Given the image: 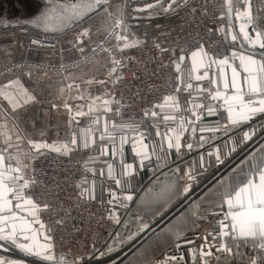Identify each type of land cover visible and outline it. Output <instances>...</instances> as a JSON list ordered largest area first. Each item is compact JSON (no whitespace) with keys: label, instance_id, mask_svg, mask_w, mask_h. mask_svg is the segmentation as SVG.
Segmentation results:
<instances>
[{"label":"crops","instance_id":"obj_1","mask_svg":"<svg viewBox=\"0 0 264 264\" xmlns=\"http://www.w3.org/2000/svg\"><path fill=\"white\" fill-rule=\"evenodd\" d=\"M257 4V0H251L249 9L248 0L225 2L226 8L231 13L226 26L225 42L233 41L228 35V28L231 26L234 40L251 47L245 40V29L242 31L243 21L240 15L250 12L254 18H259L255 24L250 25L256 39L261 31H264V15L256 9ZM238 9L241 10L240 14L237 12ZM250 49L255 51V55H252L253 51H238L233 61H229L227 65L228 79H231L234 73L237 87L241 83V78L247 73H256L259 61L264 58L261 56L264 48L260 46L259 41L255 49L252 47ZM185 55L178 72V94L166 99L158 108L157 113H149L144 119L120 118L109 107V74L107 72L109 53L107 48L99 49L74 70L73 79H70L72 81L69 85L77 86L78 92L70 94V98H62L63 95L60 94L25 91L20 96L22 100L13 98L8 101L7 110L0 111V147L6 145V151L0 153V235L7 237L0 242L5 243L13 252L0 249V257L9 261L15 260L17 264H55L51 254V245L38 220L37 209L33 202L22 195V189L28 176V159L33 152L41 149L65 152L71 147L89 148L90 155L86 166L88 171L98 176L99 179L96 182L87 181L84 194L87 197L103 199L108 204V193L114 190L116 185L113 183L115 171H110L114 161L110 156L105 155L106 148L113 145L119 146L122 138L130 141L133 136L138 137L141 133L147 136L150 144L154 143L157 148H160L166 143L170 134L179 133L175 136V144L179 145L181 137L183 138L185 145L181 148L183 153L191 134L195 132L202 138L200 127L203 125L198 127L187 109L191 108L194 112L200 104L209 102L208 90L213 88L215 81L224 78L223 61L226 59H212L202 50L188 51L186 49ZM82 57L84 56L80 58ZM210 65L214 68L213 72L209 71ZM250 79L253 87L250 88L246 84L242 92L238 94L240 97L238 102L242 103L243 107L240 112L236 113L237 117L251 108L264 107L261 103L264 101V76L259 82L255 75H252ZM201 85L205 88L203 92L198 91ZM24 89H26L25 85ZM231 98L233 97L230 96ZM200 111L204 112V109ZM228 115L221 110L218 115L205 114L204 120L220 122L227 120ZM251 129H255V134L246 146L241 144L240 150L231 155L218 171L216 167H213L210 172L205 173L188 200L177 204L158 225L153 224L137 239L123 245V249L132 244L137 246L135 255L133 254L130 259L124 261L125 263L131 264L130 262L134 260L135 264H151L150 262L161 264L166 256H180L184 264L187 261L191 262L190 249L199 247L204 233H211L213 228L217 227L212 215L201 219V209L194 205L198 203L201 193L215 181L216 177L227 174L231 168L248 160L252 153H256L261 145H264V114H257L232 132V135L239 139L243 132ZM184 132L188 134L184 135ZM204 135H208V132L205 131ZM224 139L230 141L228 136ZM126 153L128 160L131 161L130 146H126ZM199 155L197 152L195 155L181 158L173 151L168 157V163L171 167L184 169L191 161L199 163ZM105 162L108 164L107 168ZM153 167L141 169L135 177L136 193L140 196L144 195V192L155 183ZM248 170H250V162L245 165V171ZM253 199H264V195L254 191ZM110 207L108 204L109 211ZM224 207L226 210L227 206ZM130 208L133 210H120L119 215L125 218L130 214L135 215V205L130 204ZM112 215L115 217V213ZM237 215L241 217L242 226L246 227L259 221L264 227V209L252 207L251 201H249V207ZM217 218H222V214ZM192 222H195L196 226L185 236L186 241H193L192 244L174 240L173 232L167 230L173 225L179 228L181 223L190 227ZM126 234L127 230L123 224H120L115 233V240L118 244L119 241L125 239ZM240 235L246 236L247 232L242 231ZM13 240L15 244L12 243ZM37 240L40 242L39 245L36 244ZM237 242L246 243L243 239ZM177 243L181 245L179 248L176 247ZM212 243L214 244V241ZM17 245H33L34 251L39 255H24L18 250ZM117 257L109 256L108 259H117Z\"/></svg>","mask_w":264,"mask_h":264},{"label":"snow or ice","instance_id":"obj_2","mask_svg":"<svg viewBox=\"0 0 264 264\" xmlns=\"http://www.w3.org/2000/svg\"><path fill=\"white\" fill-rule=\"evenodd\" d=\"M261 3L264 6V0H261ZM250 5L251 0H248L249 9ZM47 11L46 9L36 16L34 21L44 23L45 30L50 29L48 22L52 19L46 14ZM240 11L237 10L238 14H240ZM240 19L248 25H253L259 18H254L249 12L240 15ZM243 30L244 26L242 25ZM262 38H264V31H261L260 35L256 37V41H259L260 46L264 48V39ZM245 40L255 49L256 41L247 32H245ZM252 55H255V53L253 52ZM235 56L236 54L233 53L232 58L234 59ZM261 56L264 57V53H261ZM228 63V60L223 61L225 67L224 78L215 81L213 88L208 90L209 102L200 104L194 112L191 108L187 109L191 114V119L196 121L197 126L203 125V127H200L202 138L193 140L186 145L189 151L195 148V151L200 154L199 163L191 161L184 169L169 165L168 157L171 152L174 151L178 157L182 158L183 156L181 152V148L185 147L183 138L181 137L179 145L175 144V136L179 133L170 134L166 143L160 148H157L154 143L150 144L147 136L141 133L138 137L133 136L130 141L122 138L119 146L113 145L104 150L105 155L110 156L114 161L110 171H115L113 183L116 187L108 193V204L111 206L110 215L115 213L114 223L116 225L123 224L127 230L125 239L119 241L118 247H110L108 249L109 254L113 251L118 252L125 243L134 241L143 231L163 220L177 204H182L185 200H188L205 173L210 172L213 167H216L218 171L219 167H222L231 155L240 150V145L246 146V143L255 134V129H251L248 132H243L237 139L232 135V132L242 127L257 114H264V107H261L259 109L251 108L239 117L236 116V113L240 112L243 107V104L238 102L240 99L238 94L242 92L246 84L250 88L253 87L250 79L252 75L256 76L257 82L264 76V58L259 61L256 73H247L241 78L239 87L235 84L234 73L232 78L228 79ZM8 87H12V85L9 84ZM198 91H205L204 86L201 85ZM230 96L233 98L230 99ZM261 103L264 104V101H261ZM200 109H204V112H201ZM221 110L229 114L226 126L230 127V131L226 133V136L230 137V141H226L224 137L219 135L218 121L206 122L204 120L205 114L208 116L218 115ZM181 128H183V125H181ZM205 131L208 132V135H204ZM187 134V132H184V135ZM194 136L195 132L193 133ZM217 141L221 142L218 143ZM126 146L131 148V161L127 158ZM249 162L250 170L245 171V165H248ZM150 166H154L155 183L144 192V195L140 196L136 193L135 177L141 169ZM105 167H108L107 162H105ZM157 169H159V172H157ZM254 191L264 195V145H261L256 153H252L248 160L237 164L227 174L216 177L215 181L201 193L199 201L194 207L201 209V219L212 215L217 227L213 228L211 233L205 232L201 237L205 244L190 249L193 264H196L197 260L202 261L203 264H211V258L213 257L219 264L221 257L218 253L227 254L232 251L229 240L238 248L239 244L236 242L243 239L246 243L250 242L254 249L264 252V227L261 226L259 221L246 227L242 226L241 217L237 215L249 207V201H251L252 207L264 209V199H253ZM130 204L135 205L134 211L136 214H130L127 218L120 216L119 211L122 209L133 210L130 208ZM225 205L227 206L226 210ZM221 214L222 218H217ZM195 226V222H192L190 227L181 223L179 228L173 225L172 228L167 230L173 232L174 240L192 244L193 241H186L185 236ZM242 231H246L247 235L241 236ZM25 238L27 239V237ZM5 239L7 237L0 235V241ZM12 243L15 244V240ZM39 243L37 240L36 244L39 245ZM180 246V243L176 244L177 248ZM17 247L24 255H39L34 251L33 245H17ZM261 259H264V257H258L255 260L250 259L249 264H259ZM0 264H17V262L0 257ZM161 264H184V261L180 256H166Z\"/></svg>","mask_w":264,"mask_h":264},{"label":"built area","instance_id":"obj_3","mask_svg":"<svg viewBox=\"0 0 264 264\" xmlns=\"http://www.w3.org/2000/svg\"><path fill=\"white\" fill-rule=\"evenodd\" d=\"M257 2L256 9L264 15L261 0ZM182 5L185 7L188 51L202 50L212 59L228 61H233V53L253 51L235 40L225 42L226 26L231 17L225 0H183ZM242 24L245 32L256 41L250 25L244 21ZM119 33L120 29L113 27L102 43L64 68L80 65L105 46L109 53V107L120 118L144 119L149 113H157L166 99L179 92L174 58L164 53L155 37H129L110 44ZM213 70L210 65L209 71ZM227 124V120L219 122L222 137H227L230 131ZM189 139L192 142L201 138L191 134ZM5 151L6 145H2L0 153ZM196 153L195 148L189 151L186 147L183 156ZM89 155V148L71 147L65 152L41 149L28 159V176L22 195L37 209L55 264H92L106 250L119 226L114 223L115 217L110 215L105 200L84 194L85 183L99 179L87 169ZM0 249L12 251L2 242Z\"/></svg>","mask_w":264,"mask_h":264},{"label":"rangeland","instance_id":"obj_4","mask_svg":"<svg viewBox=\"0 0 264 264\" xmlns=\"http://www.w3.org/2000/svg\"><path fill=\"white\" fill-rule=\"evenodd\" d=\"M166 1L0 0V111L7 110L9 100H22L25 91L60 94L65 99L78 92L77 86L69 85L78 66L64 67L86 56L115 26L120 33L110 44L129 37H155L164 53L172 57L186 51L183 0H171L167 5ZM46 9L52 17L49 30L44 23L34 22ZM236 243L238 248L229 241L231 252L218 253L219 264H249L250 259L264 257V252L251 244ZM118 246L114 235L92 264H127L124 261L135 255L137 246H122L118 252L108 253L110 247ZM109 256L118 257L109 260ZM186 264H193L192 259ZM211 264H217L215 257ZM259 264H264V259Z\"/></svg>","mask_w":264,"mask_h":264},{"label":"water","instance_id":"obj_5","mask_svg":"<svg viewBox=\"0 0 264 264\" xmlns=\"http://www.w3.org/2000/svg\"><path fill=\"white\" fill-rule=\"evenodd\" d=\"M228 1L229 0H225L226 3H228ZM228 29H229L228 35H229L230 40H234V38H233L234 37L233 28L230 26ZM185 56H186L185 53H182V54L179 55L178 58L174 59L175 70L177 72H179V70L181 69V66H182V63H183V61L185 59ZM203 244H205V241L202 239V242L200 243V245H203ZM201 264H203L202 261H201Z\"/></svg>","mask_w":264,"mask_h":264},{"label":"trees","instance_id":"obj_6","mask_svg":"<svg viewBox=\"0 0 264 264\" xmlns=\"http://www.w3.org/2000/svg\"><path fill=\"white\" fill-rule=\"evenodd\" d=\"M170 2H171V0L166 1V5L169 4ZM182 53H185V51L182 50L181 52L178 53V55L174 56L173 58H174V59H175V58H178L179 55L182 54ZM118 227H119V226H118ZM116 231H117V229H116ZM115 233H116V232H115Z\"/></svg>","mask_w":264,"mask_h":264}]
</instances>
